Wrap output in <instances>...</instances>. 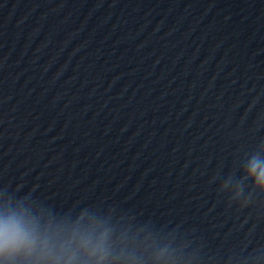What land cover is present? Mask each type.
<instances>
[{
	"label": "water",
	"instance_id": "water-1",
	"mask_svg": "<svg viewBox=\"0 0 264 264\" xmlns=\"http://www.w3.org/2000/svg\"><path fill=\"white\" fill-rule=\"evenodd\" d=\"M253 154L264 0H0V201L151 233L144 264H264Z\"/></svg>",
	"mask_w": 264,
	"mask_h": 264
},
{
	"label": "clouds",
	"instance_id": "clouds-1",
	"mask_svg": "<svg viewBox=\"0 0 264 264\" xmlns=\"http://www.w3.org/2000/svg\"><path fill=\"white\" fill-rule=\"evenodd\" d=\"M244 179L264 192V157L253 154L243 169ZM232 183L231 178L221 190ZM244 197L243 184H234L232 199ZM151 233L118 231L92 208L82 207L74 214H57L24 200L0 201V264H144L143 248ZM172 251L167 245L151 253L153 264H169Z\"/></svg>",
	"mask_w": 264,
	"mask_h": 264
}]
</instances>
